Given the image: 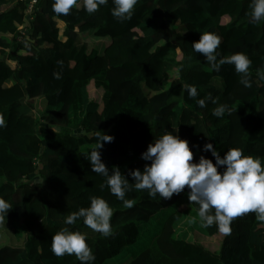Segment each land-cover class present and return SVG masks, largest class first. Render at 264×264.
I'll return each instance as SVG.
<instances>
[{
	"label": "trees",
	"instance_id": "trees-1",
	"mask_svg": "<svg viewBox=\"0 0 264 264\" xmlns=\"http://www.w3.org/2000/svg\"><path fill=\"white\" fill-rule=\"evenodd\" d=\"M26 2L0 0V198L12 207L0 217V228L25 235L23 246L0 245V264H80L75 255L57 257L50 250L52 236L65 227L86 234L93 264H112L130 251L126 264H264L258 229L264 222L254 213L235 218L214 252L200 241L222 235L215 224L178 233L182 205L198 210L187 186L171 199H153L133 187L125 198L135 204L126 209L85 158L97 145V132L111 135L100 149L102 161L135 183L130 170L150 164L142 153L162 132L173 131L188 141L193 162L205 156L215 163L203 151L212 143L222 157L238 148L261 158L264 167V80L257 77L264 69V21L251 22V0H137L124 21L113 17L112 0L93 14L80 3L66 16L52 11V0H38L28 25ZM23 27L28 32L20 41ZM203 32L220 37L221 57H249L251 88L239 83L234 65L216 72L192 49ZM185 85L197 88L196 99L182 91ZM209 94L231 114L214 116L211 101L200 108L196 100ZM91 196L113 209L110 236L82 218L64 223L68 214L89 207ZM167 207L173 208L153 227Z\"/></svg>",
	"mask_w": 264,
	"mask_h": 264
},
{
	"label": "clouds",
	"instance_id": "clouds-1",
	"mask_svg": "<svg viewBox=\"0 0 264 264\" xmlns=\"http://www.w3.org/2000/svg\"><path fill=\"white\" fill-rule=\"evenodd\" d=\"M80 3L87 13L93 14L106 5L108 0H52V11L66 16L73 7H79ZM112 3L113 17L124 21L131 19L137 0H112ZM249 8L252 23L264 21V0H251ZM220 43V37L215 33L203 32L199 41L192 44V49L203 55L216 72L224 64L234 65L235 72L241 77L239 83L245 88H251L249 57L242 52L221 57L217 52ZM53 77L60 79L61 73L54 72ZM257 77L264 80V69H257ZM185 90L191 99H196L199 95L193 85L182 86V91ZM218 100V97L214 98L209 94L196 102L200 108L206 107V101L216 104L212 114L218 118L226 113L231 114V109L225 104H219ZM113 139L111 135L97 132V145L85 158L90 162L94 173L106 178L105 185L111 194L123 202L124 208L134 207L135 201L125 198L126 193L133 187L137 191L147 190L153 199L157 196L160 199H171L174 194L183 192L187 186L190 189V204L198 205L197 215L192 218V223H197L198 217L201 227L209 228L215 224L219 233L230 235L233 220L242 215L254 213L258 221L264 222V167L261 158L245 156L238 148L227 150L222 157L212 143H207L203 146V151H210L215 163L205 156H201L199 162H193V151L188 141L168 131L156 137L142 153L141 158L150 164L146 163L143 171L130 170L129 175L135 181L130 183L118 166L110 171L102 161L100 149L104 142H112ZM220 168H223L222 172L218 170ZM89 199V207H82L68 214L64 223L73 225L82 218L86 227L105 237L110 236L113 209L102 197L91 196ZM11 208L6 200L0 198V217L7 215ZM86 239V234L70 231L65 227L52 236L50 250L57 257L75 255L80 264H93L95 256Z\"/></svg>",
	"mask_w": 264,
	"mask_h": 264
},
{
	"label": "rangeland",
	"instance_id": "rangeland-1",
	"mask_svg": "<svg viewBox=\"0 0 264 264\" xmlns=\"http://www.w3.org/2000/svg\"><path fill=\"white\" fill-rule=\"evenodd\" d=\"M84 36H86V35H84ZM10 39L14 40V37H11ZM90 40H91L90 42H93L97 39L92 38ZM11 65H14V63L12 62ZM43 104H44V102H43ZM41 107H42V105H41ZM165 132H168V131H164L162 133L164 134ZM169 132H172L175 135V132H173V131H169ZM172 208L173 207H167V208L163 209L158 215H156L153 218V220L151 221L153 224V227H157L159 222L167 216V214L172 210ZM181 208L183 210H185V213H184V218L176 226L178 229V233H180V235H182V232H184V231L185 232L188 231L189 233H193L194 231L197 230L196 229V230L192 231L193 225L199 224L198 217H197V223H192V218L196 217V214H194L195 213L194 210H192L194 213L191 212V210L187 209L186 205H182ZM258 229H259V231H262L264 233V225H259ZM223 236L224 235L222 234L219 237H216L215 240L212 238L210 239L209 236H203L202 240L200 242H202L206 247H208L212 251L219 252L221 249V246H222L221 240H222ZM150 237L152 240L153 237L151 234H149V240H150ZM24 239H25V235L19 237V235L16 232H14V229L11 227L0 228V245L11 244V245L23 246L24 245ZM141 240H142V238H141ZM130 252H124L122 255L116 256L115 258H113L111 260L112 264H126V261H128V259L130 258V255L128 254ZM131 254H132V252H131Z\"/></svg>",
	"mask_w": 264,
	"mask_h": 264
},
{
	"label": "built area",
	"instance_id": "built-area-1",
	"mask_svg": "<svg viewBox=\"0 0 264 264\" xmlns=\"http://www.w3.org/2000/svg\"><path fill=\"white\" fill-rule=\"evenodd\" d=\"M26 2V10H25V18H26V24L28 25V22L32 21L35 17V12H36V5L38 3V0H25ZM28 27H23L20 29V33L18 35V40H22L23 37L27 34L28 32Z\"/></svg>",
	"mask_w": 264,
	"mask_h": 264
}]
</instances>
